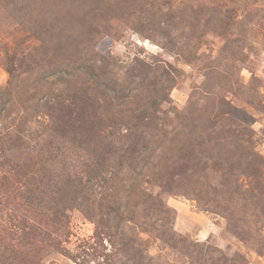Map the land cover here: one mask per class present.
<instances>
[{"label":"rangeland","instance_id":"1","mask_svg":"<svg viewBox=\"0 0 264 264\" xmlns=\"http://www.w3.org/2000/svg\"><path fill=\"white\" fill-rule=\"evenodd\" d=\"M0 264H264V0H0Z\"/></svg>","mask_w":264,"mask_h":264},{"label":"trees","instance_id":"2","mask_svg":"<svg viewBox=\"0 0 264 264\" xmlns=\"http://www.w3.org/2000/svg\"><path fill=\"white\" fill-rule=\"evenodd\" d=\"M154 103H156V102H154ZM115 141H117V139L115 140ZM119 141V140H118ZM110 195V194H109Z\"/></svg>","mask_w":264,"mask_h":264}]
</instances>
